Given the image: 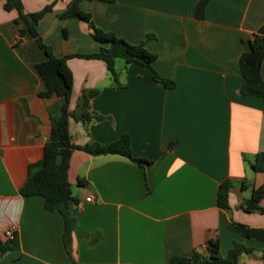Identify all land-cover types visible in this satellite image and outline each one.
<instances>
[{
    "label": "crops",
    "instance_id": "1",
    "mask_svg": "<svg viewBox=\"0 0 264 264\" xmlns=\"http://www.w3.org/2000/svg\"><path fill=\"white\" fill-rule=\"evenodd\" d=\"M73 0H22L32 14L53 4L37 27L55 57L99 52L93 29L79 19H60ZM117 0L87 2L80 9L94 26L156 55L153 69L175 82L167 89L151 69L116 61L115 81L104 62L72 58L70 111L84 92H94L89 124L70 119L77 146L108 145L123 136L142 167L119 155L73 152L68 172L75 227L65 234L63 217L45 209L41 197H23L28 167L41 160L51 133L44 83L35 66L46 56L22 35L16 11L0 0V240L13 229L19 248L0 264H169L172 257L208 256L218 240L226 258L235 244L237 264H264V244L229 228L238 223L264 230V214L240 208L264 173L251 165L264 153V101L241 95L239 68L249 40L264 25V0ZM261 75L264 80V59ZM173 146L168 148V146ZM229 181L228 211L217 206L219 186ZM87 198H92L86 203ZM264 208V198L260 203Z\"/></svg>",
    "mask_w": 264,
    "mask_h": 264
},
{
    "label": "trees",
    "instance_id": "2",
    "mask_svg": "<svg viewBox=\"0 0 264 264\" xmlns=\"http://www.w3.org/2000/svg\"><path fill=\"white\" fill-rule=\"evenodd\" d=\"M84 1L113 4L117 0H73L67 10L59 16L60 19H79L89 24L94 31L92 37L101 44V48L97 53L74 54L61 58L55 57L52 49L44 44L37 29L43 17L53 10V4L47 5L39 12L27 14L24 12L22 0H5L4 3L5 11H16L18 13L15 24L18 26L23 25L24 29L20 31L21 36L30 35L45 53V61L35 66L36 72L44 83V90L39 93V97L42 99H59V104L48 110L51 119V133L44 145L43 156L41 160L28 167L27 180L20 189V195L43 198L46 210L56 211L63 217L65 234L75 227L73 212L78 205L72 195L71 184L68 179L70 161L74 151L82 150L92 156L119 155L142 167L149 166L152 163L135 158L132 155L128 136H123L119 141L108 145L87 144L77 146L73 143L69 132L71 118L84 124H89L92 120L99 121L102 118L90 113V101L94 92H84L77 103V111H70L73 74L68 67L69 59L81 58L102 61L115 81H118L119 76L115 67L117 60H122L126 65L138 64L151 69L155 82L163 84L167 89L176 87L175 82L164 79L155 72L153 65L157 57L147 51L144 43L131 45L112 33H105L97 29L91 15L80 9V4ZM208 1L201 0L198 11H202ZM263 59L264 25L249 40V51L242 54L239 60V68L243 78L241 95L258 97L264 101V80L261 75ZM171 147L173 146H168V148ZM251 167L256 173H264V153L255 156ZM231 187L232 184L225 181L218 188L217 206L224 211L230 209L228 199ZM263 198L264 188L254 189L252 197L242 202L240 208L247 213L264 214V208L260 206ZM229 228L244 238L255 239L264 244V230L262 229L249 228L238 223L229 224ZM18 248L19 242L16 234L13 240H0V257ZM207 251L208 256L194 253L190 258L172 257L169 264H237L241 254L252 252L251 249L245 246L235 244L228 256L222 258L219 253L218 240L210 241L207 245Z\"/></svg>",
    "mask_w": 264,
    "mask_h": 264
},
{
    "label": "built area",
    "instance_id": "3",
    "mask_svg": "<svg viewBox=\"0 0 264 264\" xmlns=\"http://www.w3.org/2000/svg\"><path fill=\"white\" fill-rule=\"evenodd\" d=\"M91 199H92V198H87V199L85 200V202H86V203H89V202H91ZM76 209H77L78 211L83 212V211L85 210V208H84V204H78L77 207H76ZM14 237H15V231H14L13 229H10V230H8V231L5 233V240H13Z\"/></svg>",
    "mask_w": 264,
    "mask_h": 264
}]
</instances>
